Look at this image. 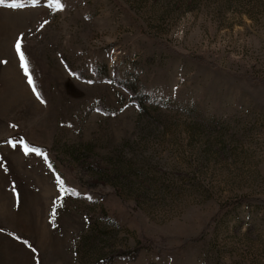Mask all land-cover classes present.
I'll return each mask as SVG.
<instances>
[{
  "label": "rangeland",
  "instance_id": "obj_1",
  "mask_svg": "<svg viewBox=\"0 0 264 264\" xmlns=\"http://www.w3.org/2000/svg\"><path fill=\"white\" fill-rule=\"evenodd\" d=\"M61 2L0 4V264H264V0Z\"/></svg>",
  "mask_w": 264,
  "mask_h": 264
},
{
  "label": "snow or ice",
  "instance_id": "obj_2",
  "mask_svg": "<svg viewBox=\"0 0 264 264\" xmlns=\"http://www.w3.org/2000/svg\"><path fill=\"white\" fill-rule=\"evenodd\" d=\"M3 2H4V0H0V4H2ZM33 2L36 3V2H38V0H33ZM54 3H55V6H56V8L58 10L63 9L64 4L61 2V0H54ZM11 6H13V7H19L20 5L18 3H16V0H13V4ZM45 23H47V22H45ZM15 48H16V51H17L19 57H20L21 66L24 69V72H25V74H26V76L28 78V82H29L30 85L33 86V91L36 92L35 82H34L32 73L30 71V65H29L28 58H27V56H26V54H25V52L23 50V47H22V39L21 38H18L16 40ZM37 96L39 98V93L38 92H37ZM41 102L44 103L45 101L42 100ZM9 143H11L13 147H16L17 142L9 141ZM18 143H20L22 145L25 154H28L29 152H36L37 154L43 155L46 158V153L41 152L36 147L30 146L26 141H24V140L21 139ZM58 182H59V184L61 186H63L64 183H65L59 177H58ZM55 214H56V210L54 208L53 211H52V219L53 220L55 219ZM25 243H27V242H25ZM29 247H31V245H29ZM33 251H35V249H33Z\"/></svg>",
  "mask_w": 264,
  "mask_h": 264
},
{
  "label": "trees",
  "instance_id": "obj_3",
  "mask_svg": "<svg viewBox=\"0 0 264 264\" xmlns=\"http://www.w3.org/2000/svg\"><path fill=\"white\" fill-rule=\"evenodd\" d=\"M194 59H196V60H201L202 61V58H200V57H195L194 56ZM139 105H140V108L141 109H144V104H143V100L141 99V101H139Z\"/></svg>",
  "mask_w": 264,
  "mask_h": 264
}]
</instances>
